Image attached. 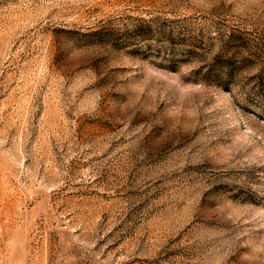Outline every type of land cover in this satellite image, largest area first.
Masks as SVG:
<instances>
[{"label": "rangeland", "instance_id": "374dc122", "mask_svg": "<svg viewBox=\"0 0 264 264\" xmlns=\"http://www.w3.org/2000/svg\"><path fill=\"white\" fill-rule=\"evenodd\" d=\"M0 264H264V0H0Z\"/></svg>", "mask_w": 264, "mask_h": 264}]
</instances>
